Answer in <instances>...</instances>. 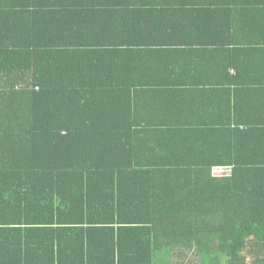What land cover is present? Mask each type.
<instances>
[{
  "label": "trees",
  "instance_id": "16d2710c",
  "mask_svg": "<svg viewBox=\"0 0 264 264\" xmlns=\"http://www.w3.org/2000/svg\"><path fill=\"white\" fill-rule=\"evenodd\" d=\"M176 1L0 0V264H264V100L200 132L144 118L143 85L153 65L259 83L264 0H181L236 32L216 51L173 35L196 14Z\"/></svg>",
  "mask_w": 264,
  "mask_h": 264
},
{
  "label": "crops",
  "instance_id": "0c3cea01",
  "mask_svg": "<svg viewBox=\"0 0 264 264\" xmlns=\"http://www.w3.org/2000/svg\"><path fill=\"white\" fill-rule=\"evenodd\" d=\"M166 4L178 7L176 9L182 14H190L196 11L190 22L191 24L187 28H182V32L171 31L172 33L175 32L173 35L182 38V41L186 42L185 45L189 37L204 36L208 43L216 45V47L208 51H216L219 47L217 38H220L216 36L228 35L224 37V40H229V36H233L231 34L236 33L231 27L227 31L228 34L226 32L221 34L213 31L211 21H209L210 17H203L212 14L211 8H193L188 5H195V3L181 0L167 2ZM208 4L207 1H198L197 3V5ZM257 4L258 7H261L264 1ZM259 12H262V17H264L263 8H260ZM245 15L246 12H244ZM169 17L172 18L169 19ZM182 17L185 18V16ZM165 18L169 23L171 20L172 22L178 21L173 15V11H170V15ZM192 28L195 29L193 30ZM139 33L136 35L137 37H139ZM227 47L229 49L248 50L256 46H253L248 40L240 38L238 42L232 40L231 46H229L228 41ZM254 51L247 53L253 54ZM261 52L258 51L257 53L264 60ZM157 66L153 65L151 67L150 77L143 83V85L152 88L146 89L149 92L151 105L147 108L144 118L153 119L154 115H157V118L160 119L159 123L168 124L169 126L167 127L174 128L175 126H179L181 128L184 125H191L196 128V131H211L210 127L212 125L217 126L220 115L228 114L229 110L233 111V106L229 105V103L235 100H239L240 102L248 100L252 91L250 88H255L254 92L264 100V78L260 79L259 83H253V80L244 77L235 79L238 73L233 69L228 68L225 72L218 73L217 65H167L169 70H167L168 73L165 75L164 71L166 69L163 68L161 71H157ZM262 67L264 70V65ZM222 168L215 169V174H221L226 170V168Z\"/></svg>",
  "mask_w": 264,
  "mask_h": 264
},
{
  "label": "rangeland",
  "instance_id": "374dc122",
  "mask_svg": "<svg viewBox=\"0 0 264 264\" xmlns=\"http://www.w3.org/2000/svg\"><path fill=\"white\" fill-rule=\"evenodd\" d=\"M223 169V168H222Z\"/></svg>",
  "mask_w": 264,
  "mask_h": 264
}]
</instances>
